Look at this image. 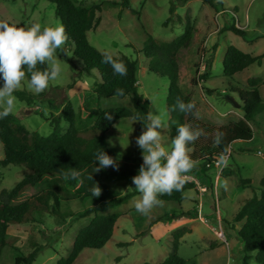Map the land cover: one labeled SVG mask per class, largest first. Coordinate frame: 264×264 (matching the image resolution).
Instances as JSON below:
<instances>
[{
	"label": "rangeland",
	"instance_id": "374dc122",
	"mask_svg": "<svg viewBox=\"0 0 264 264\" xmlns=\"http://www.w3.org/2000/svg\"><path fill=\"white\" fill-rule=\"evenodd\" d=\"M81 1L87 5L104 3L100 26L88 32L90 43L103 53L127 55L138 61L139 91L149 113L166 114L167 127L160 130L161 142L166 148H171L169 80L148 69L149 59L143 49L147 33L159 43L172 41L184 33L186 20L179 23L177 14L184 19L189 17L197 27L193 45L183 49L179 55V83L183 93L195 103L198 120L218 128L242 119L243 110L236 107L229 96L236 101L240 99L239 94L249 97L247 92L251 86L248 79L252 77L262 79L258 88L264 100V57L261 64H252L234 78L225 77L223 71V60L230 45L246 53L264 54V0H221L218 10L204 0H190L185 4L178 2L177 11L168 25L165 23L170 17V5L178 0H129L128 7L107 3H123L124 0ZM0 20L20 27L33 23L42 26L61 23L56 17V6L47 0H0ZM233 24L246 31V38L230 30ZM57 55L63 72L57 80L50 82L48 89L42 92L44 95L31 105L17 98L14 114L22 118L30 131L48 135L53 129L52 121L55 117H62L68 102L78 113L76 124L81 130L95 122L96 116L90 112L93 109L133 108L130 97L98 100L94 89L100 80L99 73L96 70L90 75L81 73L83 62L74 56L70 40L63 45V51L57 50ZM27 83L26 79L21 89H28ZM67 124L62 119L65 129ZM250 125L254 130L253 140L231 145L232 157L228 159L225 170L213 166L206 171L196 165L189 172V180H197L200 189L187 190L181 204L165 201L163 207H156L143 215L135 209L140 198L137 191L126 203L110 210L109 213L122 214L112 239L101 249L83 250L75 264L160 263L173 251L176 232L182 229L184 234L179 238L177 252L187 260V264H243L244 245L238 236L240 224L234 220V215L243 201L253 195L251 188L242 184L241 177L248 179L257 193L261 188L264 177V112ZM142 131V125L134 119L119 120L106 134L107 146L112 151L109 156L119 163L122 159L113 153L131 154L140 149L136 138ZM199 140L204 141L201 137ZM4 156L0 142V160ZM139 160L143 162L142 154ZM218 169L223 177L216 183ZM26 170L25 165H0V193L13 188ZM98 182L107 183L123 193L135 189L132 180L127 178L108 180L98 177ZM48 187L54 188L62 198L60 213L50 210L42 217L34 214L41 219L40 222L12 225L8 229L7 245L3 247L0 264H14L21 252L30 254L36 244L42 248L34 264H57L60 258L72 252L79 230L91 222L94 214L80 217L91 201L81 198L73 186L57 177H45L28 188L18 201H24ZM201 187H206V191ZM250 263L257 264L254 258Z\"/></svg>",
	"mask_w": 264,
	"mask_h": 264
},
{
	"label": "trees",
	"instance_id": "16d2710c",
	"mask_svg": "<svg viewBox=\"0 0 264 264\" xmlns=\"http://www.w3.org/2000/svg\"><path fill=\"white\" fill-rule=\"evenodd\" d=\"M56 6V17L64 25L68 40L74 47V56L83 62L81 73L92 74L93 71L99 73L100 80L96 84L94 93L98 100L110 97H130L133 108L109 107L91 110V114L96 116V120L90 127L83 130L77 127L76 121L78 113L71 102H68L63 111L62 117H55L52 121V131L48 135L30 131L23 123L22 118L16 114H11L4 119H0V142L3 145L5 156L0 160V165L8 167L10 165H25L26 170L23 178L11 189H5L0 193V260L2 258L3 247L7 245L8 229L12 225L24 224L28 222H40L34 214L42 217L47 211L52 210L60 213V202L62 198L58 192L48 187L38 193L33 194L24 201H18L21 195L30 187L35 186L45 177H57L65 180L67 184L73 186L81 198H88L91 204L80 217L94 214L91 222L81 228L76 235L72 252L59 259L57 264H75L79 255L87 248L101 249L114 235L118 221L122 214L109 213L110 210L126 203L137 194L133 189L123 193L107 183L98 182V177L105 179L127 178L138 174V170L143 162L139 160L142 150L138 149L131 154H114L122 159L118 164V170L114 167L101 169L94 172V168L99 167L96 154L104 151L112 155L106 142V134L121 119L136 118L142 125L147 124L146 115L149 113L144 101L143 94L139 91L138 84V61L127 56L112 57L122 61L127 67V75H114L110 65L102 63L105 54L92 45L88 39V32L95 31L101 24L103 6L102 4L87 5L81 0H47ZM190 0H178L170 5V17L166 21L168 25L177 11L178 2L185 4ZM208 5L218 8L222 5L221 0H204ZM111 5L128 7L129 0L123 3L108 1ZM176 20L183 23L186 20L184 33L169 42H157L154 37L147 33V41L144 46V55L149 59L148 69L155 74L166 77L169 80L168 89V111L170 113L169 134L170 142L177 135V128L184 124H191L194 128L203 129L205 135L189 145L191 157L196 165L208 171L215 162L220 161V155L227 149L229 159L232 157L230 145L238 141H250L254 138V130L250 122L255 121L258 115L264 112V100L259 92L258 85L262 82L260 77L248 79L251 86L247 92L249 97L244 98L239 94L240 108L244 117L229 124L212 127L200 120L194 114H185L175 109L177 100L185 103L192 102L189 96L185 95L180 86V65L179 55L183 49H189L196 38L197 27L189 17L184 19L177 14ZM6 21V20H0ZM10 24L13 22L7 21ZM17 25V24H15ZM19 26V25H17ZM20 27V26H19ZM230 30L246 38V31L235 24ZM262 55L246 53L234 45L227 48L224 60V76L234 78V76L252 64H261ZM211 63H209V67ZM47 65H38V70L43 71ZM204 76H207L205 74ZM0 79V86H2ZM233 92V88L230 87ZM123 89V95H117L116 90ZM208 92H210L208 90ZM14 95L28 105L33 104L44 93L35 94L29 89H19ZM175 109V110H174ZM105 113L112 115L111 120L104 118ZM62 119L67 121V128L62 126ZM142 121V122H140ZM218 132H222L223 139L219 145L214 143V138ZM232 151V150H231ZM209 164V166H208ZM79 174L77 178H72L71 172ZM224 168L223 170H225ZM189 174V173H188ZM243 185L251 188L253 195L243 201L242 206L234 215V220L239 223L238 236L243 241V264H251L254 258L257 264H264V177L261 179V188L250 186V181L241 177ZM94 184L102 189L99 197H93L92 189ZM247 184V185H246ZM197 187L193 180L186 179V183L181 191H174L171 195L161 196L160 199L179 204L185 199L184 193L187 190ZM184 229L178 230L175 235L174 248L171 254L162 262L156 264H187V260L177 252L179 238ZM42 246L36 244L35 250L28 255L20 253L16 257L14 264H34L36 257ZM154 264V263H143Z\"/></svg>",
	"mask_w": 264,
	"mask_h": 264
},
{
	"label": "clouds",
	"instance_id": "9594fccd",
	"mask_svg": "<svg viewBox=\"0 0 264 264\" xmlns=\"http://www.w3.org/2000/svg\"><path fill=\"white\" fill-rule=\"evenodd\" d=\"M68 40L65 27L61 23L55 26H42L33 23L30 26L19 27L7 21H0V119L13 114L16 109L17 97L14 93L24 86L27 79V88L35 94H40L48 89L51 81L57 80L63 67L57 55V50L63 51V45ZM102 63L111 66L114 75H127V67L110 54H105ZM38 65H47L41 71ZM117 95H123V89L116 90ZM175 109L185 114H194V102L185 103L177 100ZM174 109V110H175ZM104 118L112 119L110 113H105ZM136 120V118H133ZM147 124L136 138V143L142 150L143 163L138 174L132 177L135 189L140 193V198L135 203L137 212L147 215L156 207H163L165 201L161 196L171 195L174 191H181L186 183V174L196 167L192 159L189 145L205 135L203 129L194 128L191 124H184L177 128V135L173 138L171 148L162 144L161 129L167 127L165 113L146 115ZM142 122V121H140ZM223 133L218 132L214 143L219 145ZM229 156L227 149L220 155V161L227 165ZM101 169L114 167L118 170L117 162L104 151L96 154ZM78 173L73 168L72 178H77ZM102 189L94 184L93 197H99Z\"/></svg>",
	"mask_w": 264,
	"mask_h": 264
},
{
	"label": "built area",
	"instance_id": "2783aa9c",
	"mask_svg": "<svg viewBox=\"0 0 264 264\" xmlns=\"http://www.w3.org/2000/svg\"><path fill=\"white\" fill-rule=\"evenodd\" d=\"M230 151H231V145H230ZM230 153V152H229ZM229 156V155H228ZM208 166H209V164H208ZM215 167H220L221 168V170H223L224 169V167H225V165L224 164H222L221 162H219V161H216L215 162ZM191 176H190V174H186V179H189ZM197 183V182H196ZM201 189L205 192L206 191V188H202L201 187Z\"/></svg>",
	"mask_w": 264,
	"mask_h": 264
},
{
	"label": "crops",
	"instance_id": "0c3cea01",
	"mask_svg": "<svg viewBox=\"0 0 264 264\" xmlns=\"http://www.w3.org/2000/svg\"><path fill=\"white\" fill-rule=\"evenodd\" d=\"M215 168H217V167H215ZM190 176H191V174H190ZM223 177V175H221V170H219L218 169V171H217V173H216V183L217 182H219L220 181V179ZM196 182H197V187L200 189V187H199V182L196 180ZM196 187V188H197ZM203 188V187H202ZM206 188V187H205ZM207 189V188H206ZM201 203V202H200ZM200 203H199V205H200ZM220 212V211H219Z\"/></svg>",
	"mask_w": 264,
	"mask_h": 264
},
{
	"label": "water",
	"instance_id": "95a60500",
	"mask_svg": "<svg viewBox=\"0 0 264 264\" xmlns=\"http://www.w3.org/2000/svg\"><path fill=\"white\" fill-rule=\"evenodd\" d=\"M229 98H230L231 101H233L235 103L236 107H238V108L240 107V104L236 101V99L234 97L229 96Z\"/></svg>",
	"mask_w": 264,
	"mask_h": 264
}]
</instances>
